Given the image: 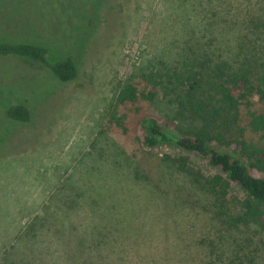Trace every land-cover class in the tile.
Masks as SVG:
<instances>
[{"label":"rangeland","instance_id":"374dc122","mask_svg":"<svg viewBox=\"0 0 264 264\" xmlns=\"http://www.w3.org/2000/svg\"><path fill=\"white\" fill-rule=\"evenodd\" d=\"M74 1L71 38L54 47L19 0H1L0 40L41 43L52 62L75 57L79 75L64 83L44 65L0 61L42 87L0 92L4 112L14 102L32 109L27 123L0 112V264H264V231L231 220L246 196L237 183L173 143L143 144L148 117L176 134L200 122L175 119L163 99L141 101L140 113L117 102L127 83L150 89L189 58L206 71H263L264 0H89L101 24L82 48L89 13ZM112 113H128V134ZM216 174L228 197L211 190ZM143 239L156 244L137 255Z\"/></svg>","mask_w":264,"mask_h":264},{"label":"trees","instance_id":"16d2710c","mask_svg":"<svg viewBox=\"0 0 264 264\" xmlns=\"http://www.w3.org/2000/svg\"><path fill=\"white\" fill-rule=\"evenodd\" d=\"M70 2L72 0H19V4L29 13L32 23L50 37L54 47H60L71 38V27L67 23L68 10L75 6ZM74 3L76 8L89 13L90 20L84 25V35L78 41L82 48L88 38L98 31L101 20L97 12L93 14L89 9V0H75ZM2 9L5 10V7ZM49 54L50 49L41 43L0 40V61H31L48 67L51 75L61 82H75L79 75L75 57L69 56L52 62ZM182 64L181 69L161 74L150 89H141L138 82L127 83L119 92L117 102L128 108L129 112L140 113L141 101L157 102L163 99L173 107L175 119L200 122L197 130L176 134L163 126L157 118L148 117L143 122L146 131L143 144L155 148L173 143L208 160L246 193L239 200L241 212L232 215L231 220L234 223L256 224L264 231V69L261 71L250 68L251 65L248 64L238 71L229 72L222 66L206 71L200 65L203 63L190 58ZM22 71L7 64L0 65V92L11 91L23 98L26 95L23 89L35 91L42 88L36 78L30 82L29 79L33 76ZM27 79L28 84H31L28 88ZM0 112L7 120L15 123H27L32 119V109L23 102L12 103L5 112L0 107ZM110 123L124 134L130 132L128 113L120 116L112 113ZM215 143L232 149V152L214 148ZM253 170L260 175L255 176ZM209 186L214 194L228 197L230 193L222 174L214 175L209 180ZM119 242L120 239L112 243L116 244L114 249ZM128 244V240L122 243L123 250H133ZM135 244L139 255L147 247L152 248L156 241L143 239L137 240ZM138 263L154 264L149 259Z\"/></svg>","mask_w":264,"mask_h":264}]
</instances>
